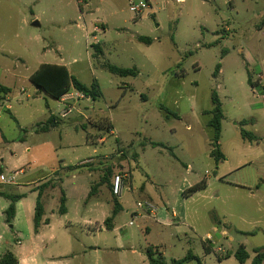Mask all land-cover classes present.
I'll list each match as a JSON object with an SVG mask.
<instances>
[{
    "label": "rangeland",
    "instance_id": "obj_1",
    "mask_svg": "<svg viewBox=\"0 0 264 264\" xmlns=\"http://www.w3.org/2000/svg\"><path fill=\"white\" fill-rule=\"evenodd\" d=\"M262 20L264 0H0V85L11 91L0 104V168L14 183L0 189L25 194L35 208L32 189L47 179L46 213L54 224L66 219L77 239L59 264H148V247L164 264L187 254L200 264H251L253 250L264 248ZM40 64L95 83L98 98L63 102L36 93L26 76ZM105 65L137 75L119 77ZM213 91L223 113L218 163L206 114ZM50 115L58 124L38 131ZM106 122L112 132L99 127ZM118 175L124 189L115 196ZM202 181L204 189L188 194ZM62 192L66 216L58 213ZM138 202H150L153 216ZM28 219L11 228L0 212V255L25 249ZM240 246L244 263L234 256Z\"/></svg>",
    "mask_w": 264,
    "mask_h": 264
},
{
    "label": "trees",
    "instance_id": "obj_2",
    "mask_svg": "<svg viewBox=\"0 0 264 264\" xmlns=\"http://www.w3.org/2000/svg\"><path fill=\"white\" fill-rule=\"evenodd\" d=\"M261 25L264 26V20H262ZM139 42L150 44V40L143 37L137 38ZM105 68L112 74L117 75L119 77H126V76H136L137 71L136 69H124L119 68L116 66L111 65H105ZM220 65H217L215 68L214 76L217 75L219 72ZM29 82L37 89L38 92H42L48 97L52 98L53 100H60L65 94H67L71 88L75 91L81 93L86 98H90L92 100H96L99 96V92L97 89V85L94 83L91 86L87 87L84 84L80 83L73 75L70 74L68 69L63 65H54V64H41L38 66V68L29 76ZM248 84L251 86L253 85L250 77H248L247 80ZM10 92V89L0 86V93L2 95L7 94ZM211 104L212 108L210 111H207L206 114L210 116V119L207 123V126L211 128L213 132L212 141L215 143V148L210 152V156L214 159L216 163L220 162L224 159L223 155L221 154L217 142L220 137L221 132V120L223 119V113L221 109V104L219 97L215 91L211 92ZM58 124V120L56 117L52 116L50 117L45 124L43 125V130H48L49 128L55 127ZM100 128H104L107 131L112 130L109 123H104ZM242 137H248L249 139L253 140V137L251 135H248L244 132H241ZM88 138V137H87ZM153 146H158V144H153ZM79 169V167H69V170H76ZM107 174H110V171H107ZM113 181V180H112ZM107 182L106 178L103 177L101 179L100 183ZM206 185L202 182L190 187L188 189V194H192L196 191H199L201 189H204ZM43 186H39L37 191V198L34 208V218H33V224L34 229H37V227L40 224V220L42 217V206L40 202L41 197V190ZM95 192L94 186H91V190L88 194V198ZM185 193V192H184ZM3 195V194H2ZM6 199L10 201L9 206L4 211L5 215V222L11 223L14 215H15V203L19 199L22 198V196H6L3 195ZM121 206L118 202L115 201L114 203V209H113V215L116 214L120 210ZM65 198L64 196L60 199V206H59V213L65 214ZM112 218H107L104 221L106 229L110 230L112 229ZM206 252H209V249H206ZM254 257L251 260V264H262L264 263V248H256L253 250ZM160 252L157 248L154 247H148L145 253L146 259L148 264H164L162 258L160 257ZM235 258L238 260L239 263H244L248 258L249 255L245 251L243 246H240L236 252L234 253ZM195 260L199 263L198 259L191 254H187V256L179 261H175L174 264H183L187 261ZM0 264H18V261L16 257L9 251L5 252L3 255L0 256Z\"/></svg>",
    "mask_w": 264,
    "mask_h": 264
},
{
    "label": "crops",
    "instance_id": "obj_3",
    "mask_svg": "<svg viewBox=\"0 0 264 264\" xmlns=\"http://www.w3.org/2000/svg\"><path fill=\"white\" fill-rule=\"evenodd\" d=\"M5 73L9 74L8 71H6ZM70 74L73 75V73H71V72H70ZM29 76L30 75L26 76L28 81H29ZM14 77L16 78V76H14ZM0 86L9 89V87L6 85H0ZM35 92L39 93L36 88H35ZM10 95H11V91L7 94H4V95H2V93H0V104L8 102ZM62 99H63V97L60 99V101H62ZM5 108L7 110H11L10 105H6ZM72 110H74L73 106H71V108L67 111V113L65 115H68ZM63 111H64V109L61 111V113H59L61 118L65 117V116H62ZM52 116H54V115H50L48 117V119ZM44 124L45 123H42V125H40V127L38 128V131L46 132V131L53 128L52 127V128H49L48 130H43ZM0 131H1V129H0ZM111 132H112V130H111ZM1 137H2V134H1ZM19 172L24 173V172H22V170H20ZM0 175H2L3 178H5V175H4L2 168H0ZM46 180L47 179H44V181L39 185V186L43 185V188L41 190V197H40V202H41V206H42V217H41L40 224L37 227V229H34V224H33L34 208L31 207L30 204L24 203L25 194H15L16 196H22V198L19 199L18 201H16V203H15V215H14V218L11 222L12 223L11 228L16 227V225L18 223V219L21 216L27 215L28 218H29V216H30V219L32 218L31 219L32 224L30 223V221L28 219L27 233H26L25 237L23 236V238H26V240H27V246L25 247V249L24 250L19 249V251H16L15 249H9V252H11L16 257L18 264H59L58 259L65 257L71 251L73 239L75 241L77 240L71 234V230H70L71 224L66 219H62V220L58 219L57 224H54L53 220L49 217V215H47L45 205L43 202L45 190L48 187V186H46V182H45ZM13 185H14V183L11 185H8V186H13ZM0 186H2V185H0ZM39 186H36L35 188H33L32 191L37 192V194H38L37 189ZM53 186H54V184L52 183L49 187L53 188ZM123 189H124V185L122 183L121 191ZM2 194L6 195V196H15V195H12V194L7 193L6 191L0 189V198L5 199V197H3ZM120 195H121V193H120ZM62 196H64V198H65V195L63 192L61 194V197ZM61 197H60V199H61ZM120 197L117 198V201L116 200L115 201L119 203ZM5 201L8 202V206H9L10 201L8 199H5ZM65 202H66V198H65ZM119 205H120V203H119ZM7 207L4 204L3 207H1L0 212L4 213V211L7 209ZM65 209H66V207H65ZM58 213H59V210H58ZM60 215L66 216L67 210H66L65 214H60ZM150 215H152V214H150ZM89 225H91V223ZM98 226H100V224H98ZM101 229H102L101 227H97V228H93L92 230L97 231V230H101ZM16 236H18L16 239L17 244H19L21 246L18 238H21L22 234L18 231V235H16ZM57 248L60 250V252L54 251ZM262 264H264V263H262Z\"/></svg>",
    "mask_w": 264,
    "mask_h": 264
},
{
    "label": "built area",
    "instance_id": "obj_4",
    "mask_svg": "<svg viewBox=\"0 0 264 264\" xmlns=\"http://www.w3.org/2000/svg\"><path fill=\"white\" fill-rule=\"evenodd\" d=\"M145 8V4H140L139 6H131L129 7V10L130 12H139L141 10H143ZM86 97H84L83 94L75 91L74 89L71 88V90L65 94L63 96V99L62 101L63 102H70L72 100H82ZM67 113V111L63 114L62 116H65V114ZM13 184V178H8V179H5L2 177V175H0V185H11ZM121 186H122V180H121V177L118 175V176H115L113 178V181H112V193L113 195L115 196H118L120 193H121ZM136 207L138 210H142L143 212H146L148 214H153V212L155 211V207L150 203V202H143V203H137L136 204ZM132 223H130L131 225Z\"/></svg>",
    "mask_w": 264,
    "mask_h": 264
},
{
    "label": "water",
    "instance_id": "obj_5",
    "mask_svg": "<svg viewBox=\"0 0 264 264\" xmlns=\"http://www.w3.org/2000/svg\"><path fill=\"white\" fill-rule=\"evenodd\" d=\"M32 26L36 27V26H38V23H37V22H34V23L32 24Z\"/></svg>",
    "mask_w": 264,
    "mask_h": 264
}]
</instances>
